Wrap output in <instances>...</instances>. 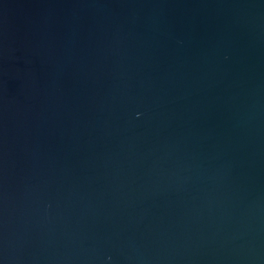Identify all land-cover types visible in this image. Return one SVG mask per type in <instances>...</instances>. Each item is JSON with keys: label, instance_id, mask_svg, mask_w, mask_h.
I'll list each match as a JSON object with an SVG mask.
<instances>
[{"label": "water", "instance_id": "95a60500", "mask_svg": "<svg viewBox=\"0 0 264 264\" xmlns=\"http://www.w3.org/2000/svg\"><path fill=\"white\" fill-rule=\"evenodd\" d=\"M0 264H264V0H0Z\"/></svg>", "mask_w": 264, "mask_h": 264}]
</instances>
